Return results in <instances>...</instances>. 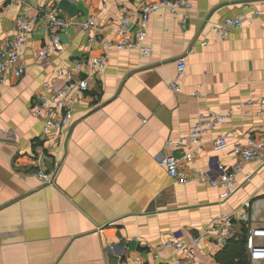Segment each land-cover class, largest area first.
Wrapping results in <instances>:
<instances>
[{
  "label": "crops",
  "instance_id": "obj_1",
  "mask_svg": "<svg viewBox=\"0 0 264 264\" xmlns=\"http://www.w3.org/2000/svg\"><path fill=\"white\" fill-rule=\"evenodd\" d=\"M153 1L24 0L20 6L0 0V48L15 35L21 16L56 10L73 23L61 34L64 50L39 63L38 52L51 39L39 22L28 39L26 76L0 73V264H176L178 254L167 242L198 239L213 221L236 215L250 201V220L235 222L228 242L244 244L249 264V230L264 228V165H245L230 196L198 181L178 184L159 161L169 142L189 138L198 117L211 112L228 121L203 136L200 147L188 141L171 150L190 157L189 170L232 169L238 162L233 146L264 142V19L224 42L211 29L226 17L264 10V0H191L192 8L178 16L153 15L143 46L147 56L144 49L103 47L102 40H119L122 19L135 20ZM91 19L97 29H79ZM91 37H97L93 44ZM84 57H106L107 68L84 76L90 88L66 134L46 135L32 113L37 95L45 83L60 89L65 81L56 71ZM227 133L233 134L229 147L216 148ZM56 164L55 183L43 184L37 171ZM227 244L220 248L204 238L194 259L221 264L217 257Z\"/></svg>",
  "mask_w": 264,
  "mask_h": 264
},
{
  "label": "built area",
  "instance_id": "obj_2",
  "mask_svg": "<svg viewBox=\"0 0 264 264\" xmlns=\"http://www.w3.org/2000/svg\"><path fill=\"white\" fill-rule=\"evenodd\" d=\"M12 1L20 6L24 5V0ZM191 8V0H156L146 2L140 7L135 20L124 18L119 22L116 27L119 37L117 42L102 40V45L106 50L144 49L143 46L149 33V22L153 15L159 14L162 18L178 16L181 10L188 11ZM260 18L264 19V10L256 9L251 15L226 17L220 23L212 24L211 29L218 41L224 42L229 39L234 31L252 25L253 21ZM39 22L47 26L51 39L39 50L37 55L38 62L41 63L48 59L53 51L62 52L64 50L61 34L73 26L71 21L61 18L56 10L41 12L33 18L21 16L16 22L15 35L0 48L1 74L10 71L17 79H22L26 76L27 69L24 57L28 39L33 32L34 26ZM79 29L89 32L97 29V24L95 20L91 19L87 23L80 25ZM96 40L97 37H91L89 38V43L93 44ZM206 44L204 43L202 46H206ZM148 54V50L144 49L142 55L147 56ZM106 68V57H84L76 61L72 68L56 71L57 77L65 81L60 89L56 88L53 82L43 85L42 90L37 95L32 113L36 119L43 121V131L46 135L61 137L66 134L71 121L76 115V104L81 98L83 99L84 94L90 88V78L84 76L90 71L101 74ZM185 68V60H179L178 73L180 77L184 75ZM170 87L177 93L181 92V87L176 83H171ZM248 104L251 105L252 102ZM260 105L264 109V98L260 100ZM262 115L263 113H260L258 116L261 117ZM246 116L249 115L246 114ZM227 121V116L213 112L200 115L189 138L167 144L168 151L161 157L159 165L178 184L186 185L192 181H198L209 184L212 187H223L226 194L232 196L236 192V177L243 171L245 165L250 163L264 165V142L247 139L244 145L233 146V154L238 160L237 164L232 169L218 165L216 169L207 173L189 170L188 162L190 157L185 156L180 158L171 152L172 148L182 147L188 141L198 146L201 145L203 136L225 125ZM232 138L233 134L227 133L224 137L217 140L215 143L216 148L229 147V142ZM39 161L42 162L43 159H39ZM59 169L58 164L54 165L51 169H39L36 176L43 184L53 185L58 176ZM250 178L249 175L246 177L248 181ZM251 206L252 203L248 201L244 203L242 211L236 215L216 219L198 239L184 240L176 238L173 241L167 242L165 247L178 254L176 264H208L195 261V246L202 239L210 238L218 247H224L235 237L236 230L234 223L237 221L248 222L250 220L247 210ZM246 249L249 256V264H264L263 227H252L249 230L246 238Z\"/></svg>",
  "mask_w": 264,
  "mask_h": 264
},
{
  "label": "trees",
  "instance_id": "obj_3",
  "mask_svg": "<svg viewBox=\"0 0 264 264\" xmlns=\"http://www.w3.org/2000/svg\"><path fill=\"white\" fill-rule=\"evenodd\" d=\"M243 243L231 242L217 257L221 264H248Z\"/></svg>",
  "mask_w": 264,
  "mask_h": 264
}]
</instances>
